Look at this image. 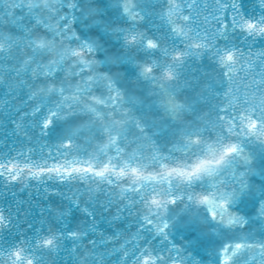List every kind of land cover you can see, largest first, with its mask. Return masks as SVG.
<instances>
[{"label": "snow or ice", "instance_id": "snow-or-ice-1", "mask_svg": "<svg viewBox=\"0 0 264 264\" xmlns=\"http://www.w3.org/2000/svg\"><path fill=\"white\" fill-rule=\"evenodd\" d=\"M9 123L0 264H264V0H0Z\"/></svg>", "mask_w": 264, "mask_h": 264}, {"label": "water", "instance_id": "water-1", "mask_svg": "<svg viewBox=\"0 0 264 264\" xmlns=\"http://www.w3.org/2000/svg\"><path fill=\"white\" fill-rule=\"evenodd\" d=\"M246 2L249 3V5L253 3L258 4V0H246ZM257 47H259V45H257ZM12 127L13 125L9 123L7 125V132L4 130V128L0 127V152L7 150L2 147V145L5 143V135L8 136L6 142L9 146L15 145L23 150H27L28 147H33V145H27L25 143L17 144L16 141L18 139L22 141L23 137H13L11 135ZM47 187H49V185L33 182L32 187L30 188L16 187L12 188L11 191H9V188L3 182H0V207L14 206L17 201L23 202L24 208H28L29 205H31L33 213L32 222L36 224L37 227H39L40 208L45 202L47 196L45 188ZM13 193H15V196H13ZM37 205H39V207ZM12 239V234H8L7 240L11 241ZM177 243L180 245L181 250L183 251V244L179 241L178 238ZM68 246L71 247L70 243ZM4 247H7V244H5ZM192 255L195 256L197 260H200L203 258L204 254L201 250V255H196L195 251L192 252ZM44 258L48 262V264H70V257L68 256L67 252H61L59 254L45 253ZM113 259H115V257H113Z\"/></svg>", "mask_w": 264, "mask_h": 264}]
</instances>
